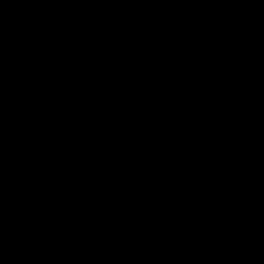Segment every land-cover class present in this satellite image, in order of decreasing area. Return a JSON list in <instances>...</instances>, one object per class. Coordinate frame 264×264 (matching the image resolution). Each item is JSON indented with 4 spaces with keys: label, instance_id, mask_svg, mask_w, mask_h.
Masks as SVG:
<instances>
[{
    "label": "water",
    "instance_id": "95a60500",
    "mask_svg": "<svg viewBox=\"0 0 264 264\" xmlns=\"http://www.w3.org/2000/svg\"><path fill=\"white\" fill-rule=\"evenodd\" d=\"M0 264H264V0H0Z\"/></svg>",
    "mask_w": 264,
    "mask_h": 264
}]
</instances>
